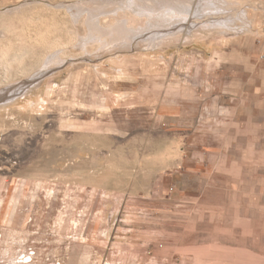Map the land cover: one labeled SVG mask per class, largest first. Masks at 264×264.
<instances>
[{
	"label": "rangeland",
	"instance_id": "obj_1",
	"mask_svg": "<svg viewBox=\"0 0 264 264\" xmlns=\"http://www.w3.org/2000/svg\"><path fill=\"white\" fill-rule=\"evenodd\" d=\"M71 1L0 0V264H264V0H220L228 33L103 54L90 20L143 17ZM52 50L63 62L36 75ZM217 99L230 122L198 123ZM223 121L230 178L197 177L178 149Z\"/></svg>",
	"mask_w": 264,
	"mask_h": 264
},
{
	"label": "bare ground",
	"instance_id": "obj_2",
	"mask_svg": "<svg viewBox=\"0 0 264 264\" xmlns=\"http://www.w3.org/2000/svg\"><path fill=\"white\" fill-rule=\"evenodd\" d=\"M219 2L220 0H73L63 2V4H68L64 9L69 10L72 16L79 12H85V17L88 16L89 19L98 14L111 12L108 9L113 6L118 7L120 4L131 6L132 9L139 12L137 15L143 17L144 23L136 26H130L131 24H128L124 18L119 19L111 28L98 24L97 18L89 21L88 25L91 29L99 31L98 33L104 32L106 37L110 38V40L108 38L106 41L100 42L99 53L103 54L108 50L110 53V49L112 52L116 46L129 45L132 40L134 43L136 42L137 46H141L142 50L148 51L159 48L171 40H178L185 34L188 41L191 36L194 37L193 33L199 37H202L204 33H206V37L207 34L228 33L229 25L222 19L220 11L222 6ZM19 4L9 5L5 9L11 11ZM98 33L93 32L82 37L80 44L84 46L91 40L98 41ZM54 50L46 53L43 61L41 60L40 72L35 73L36 75L63 62V58L59 57V53Z\"/></svg>",
	"mask_w": 264,
	"mask_h": 264
},
{
	"label": "crops",
	"instance_id": "obj_3",
	"mask_svg": "<svg viewBox=\"0 0 264 264\" xmlns=\"http://www.w3.org/2000/svg\"><path fill=\"white\" fill-rule=\"evenodd\" d=\"M180 94H186L187 87L179 86ZM230 88V87H229ZM230 98V97H229ZM183 101H180L178 106H174L171 109V105H166L164 108H169L167 111L171 114L174 113H183L186 114L188 112V108L190 105H183ZM210 105L204 106V102H199L198 105L194 106V110L196 112L195 115L200 114L199 118L195 120L199 123V120L203 118L204 110L208 112L204 119H214L215 117L219 120V114L225 115V120L227 123L230 122V106L223 107L220 105V101L217 99L216 101L209 102ZM170 110V111H169ZM197 117V116H196ZM182 116L179 117V121L182 120ZM236 120L238 126L242 125L243 120ZM224 126H215L213 128H203V126L198 125L194 128L196 131L194 138L195 143H191V141H185L179 147V161L180 162H190L195 163L197 166L195 170L197 177H201L203 179H211V178H230V161L233 159L230 158V146H234L233 138L236 137V133H233L230 136V126L226 127L225 121L222 122ZM203 125V124H202ZM238 129V128H237ZM186 130V129H185ZM239 132L240 129H238ZM238 136V134H237ZM181 144V143H179ZM167 160V159H166ZM192 167H188L186 164L184 168H182V172L186 173L185 176H189L187 172L192 171Z\"/></svg>",
	"mask_w": 264,
	"mask_h": 264
},
{
	"label": "water",
	"instance_id": "obj_4",
	"mask_svg": "<svg viewBox=\"0 0 264 264\" xmlns=\"http://www.w3.org/2000/svg\"><path fill=\"white\" fill-rule=\"evenodd\" d=\"M28 1H31V0H26V2H28Z\"/></svg>",
	"mask_w": 264,
	"mask_h": 264
}]
</instances>
